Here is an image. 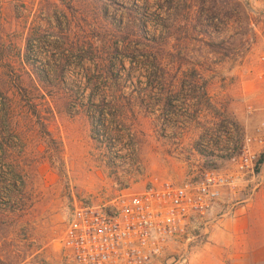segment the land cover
<instances>
[{"label": "rangeland", "instance_id": "374dc122", "mask_svg": "<svg viewBox=\"0 0 264 264\" xmlns=\"http://www.w3.org/2000/svg\"><path fill=\"white\" fill-rule=\"evenodd\" d=\"M263 48L264 0H0V264H71L58 241L86 195L233 172L264 124ZM253 147L258 171L148 264H264ZM244 205L243 246L220 245Z\"/></svg>", "mask_w": 264, "mask_h": 264}, {"label": "built area", "instance_id": "2783aa9c", "mask_svg": "<svg viewBox=\"0 0 264 264\" xmlns=\"http://www.w3.org/2000/svg\"><path fill=\"white\" fill-rule=\"evenodd\" d=\"M258 59L264 64V48ZM252 146H264V124L242 137L233 172L204 168L180 183L149 181L102 201L82 197L72 204L59 249L71 264H148L170 242L186 236L189 221L206 213L223 190L235 189L243 175L253 172Z\"/></svg>", "mask_w": 264, "mask_h": 264}, {"label": "crops", "instance_id": "0c3cea01", "mask_svg": "<svg viewBox=\"0 0 264 264\" xmlns=\"http://www.w3.org/2000/svg\"><path fill=\"white\" fill-rule=\"evenodd\" d=\"M252 148L256 147L252 146ZM253 216V210L244 205L242 207L234 208L228 217L220 218L219 222L221 223L222 227L226 229V232L223 233L225 234L224 237H220L222 239H225V241L222 240L224 241V243H220V245L223 244L225 247H230L233 249L243 246L241 243H239L242 240V236L239 235V232L240 230H242V228H244L245 224L251 225L252 223H254ZM240 224H242L243 227H241L242 225L239 226ZM219 259L220 258H218V260Z\"/></svg>", "mask_w": 264, "mask_h": 264}, {"label": "trees", "instance_id": "16d2710c", "mask_svg": "<svg viewBox=\"0 0 264 264\" xmlns=\"http://www.w3.org/2000/svg\"><path fill=\"white\" fill-rule=\"evenodd\" d=\"M259 162H261L260 159L258 160V163H259ZM257 171H258V169H257V166H256V167H254V172H257Z\"/></svg>", "mask_w": 264, "mask_h": 264}]
</instances>
